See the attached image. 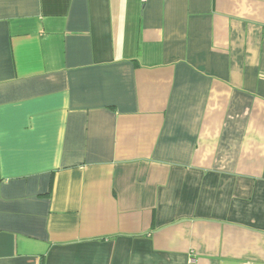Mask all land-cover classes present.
I'll list each match as a JSON object with an SVG mask.
<instances>
[{"label":"crops","instance_id":"0c3cea01","mask_svg":"<svg viewBox=\"0 0 264 264\" xmlns=\"http://www.w3.org/2000/svg\"><path fill=\"white\" fill-rule=\"evenodd\" d=\"M0 264H264V0H0Z\"/></svg>","mask_w":264,"mask_h":264}]
</instances>
